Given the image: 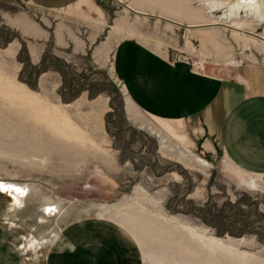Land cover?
Instances as JSON below:
<instances>
[{"label": "rangeland", "instance_id": "374dc122", "mask_svg": "<svg viewBox=\"0 0 264 264\" xmlns=\"http://www.w3.org/2000/svg\"><path fill=\"white\" fill-rule=\"evenodd\" d=\"M94 2L103 13L100 22L94 14L85 23L32 18L50 35L35 58L32 40L0 15V109L15 111L3 118L9 133L0 130V219L21 233L28 254L34 244L46 250L47 240L60 231L74 233L85 223L113 220L133 233L147 264H173L176 253L160 239L184 235L182 226L207 229V235L224 241L246 239L249 245L234 250L264 264V193L249 190L248 179L225 161L215 143V151L206 150V138H197L187 120L161 123L135 112L113 69L117 44L134 38L173 62L210 74L264 73V0H148L134 7L129 0ZM61 24L79 38L80 52L73 45L55 47ZM24 96L35 104H24ZM49 110L63 112L72 130L59 138L62 144L76 143L75 137L87 132L85 123L96 130L85 147H75L86 148V154L73 167L13 152L18 137L29 138V131L47 126ZM183 154L205 160L210 168L188 165ZM42 210L50 218L42 217ZM127 216L139 224L130 222L131 228ZM158 252L169 257L152 262L148 256Z\"/></svg>", "mask_w": 264, "mask_h": 264}, {"label": "crops", "instance_id": "0c3cea01", "mask_svg": "<svg viewBox=\"0 0 264 264\" xmlns=\"http://www.w3.org/2000/svg\"><path fill=\"white\" fill-rule=\"evenodd\" d=\"M93 14L99 22L103 18L94 0H0V15L7 25L32 40L33 58L50 35L32 18L85 23ZM54 34L55 47L73 45L81 51L79 38L63 24ZM113 69L135 112L161 123L187 120L197 138H206V150L215 151V143L243 177L259 180L257 189L249 190L264 193V73L252 70L234 78L210 74L173 62L168 54L134 38L117 44ZM42 217L50 218L43 210ZM11 226L0 219V264H147L133 233L113 220L85 223L74 233L60 231L47 240L44 251L33 243L32 254L25 253L21 233ZM73 234L81 238L73 239Z\"/></svg>", "mask_w": 264, "mask_h": 264}, {"label": "bare ground", "instance_id": "6f19581e", "mask_svg": "<svg viewBox=\"0 0 264 264\" xmlns=\"http://www.w3.org/2000/svg\"><path fill=\"white\" fill-rule=\"evenodd\" d=\"M147 1L148 0H129V5L132 7L143 6L145 4L144 2ZM152 1H156V0H152ZM14 92L17 93L18 91L14 90ZM22 102L24 104H31L32 102L34 103L35 101L31 98L26 99L25 97L24 100H22ZM95 110H98V106H95ZM30 113H33V110ZM14 114L15 111L12 112L10 110H5L4 108L1 107L0 130L2 132L9 133L8 131L9 126L3 125L4 123L3 118L8 115L14 117L13 116ZM62 116H65L63 112H59L57 114L55 111L49 110L47 116L48 124L47 126H43L44 128L41 127L42 129L45 130L44 132L45 134H43L44 136L41 135V132H39L41 131V128L37 132H31L35 130L29 131V135H28L29 138H25V137L17 138V140H19V143H17V145H19V147L16 150L14 149L13 152L16 155H19L20 157L27 156L28 158H36V159L42 158V162L45 160H53L54 162L59 163L61 166H64V168H65L64 165L65 163H67L69 167H73L74 164L75 165L77 164V161L81 159H85L86 153L82 151L85 150L86 148L85 149L82 148L81 149L82 151H80L75 149V147H85L86 139L93 138L94 135H97L96 130L93 129L92 124L86 125L85 123V126H87V132L86 133L83 132V135L75 137L76 143L71 142V143L62 144L60 140L63 139V135L65 138H67L68 135H70V133L72 132V130L67 127L66 120L64 118H61ZM32 127L30 126V128ZM149 130L151 134H154L156 137L160 136V134H158V132L155 129L151 128ZM47 132L48 133L50 132L49 134H51V136ZM39 135L41 136V138L38 137ZM161 140H162V144H164V148L171 151L172 148L171 147L169 148L168 145H166V141L163 138ZM56 144L61 146L60 149L58 148L59 150L55 149V147L57 146ZM182 156L185 157L186 163L188 165H199L203 168H210V165L205 160L199 157L196 156L193 157L190 155L187 156L185 154H183ZM247 182L251 189H256L259 180L257 178H250V179L248 178ZM18 189L19 191L21 190V188ZM45 212L48 214L50 211L47 210V208H45ZM127 222L128 223L131 222L133 226H135V224H139L137 218H132L129 216H127ZM181 232H184V235L180 234V232L179 233L175 232L176 237L174 238H172L170 235L166 236L164 234L160 239V244L165 246V244L170 243L168 244L170 246L169 248L176 253L173 255V257H170L173 261V264H211V262L215 263L217 261L218 262L223 261L226 264H261L259 259H257L255 256L249 255L246 252H240V251L238 252L234 250L235 246L249 245V242L246 239L231 240L230 238H226L227 241H224L223 239H218V238H214L213 236L207 235L206 234V232H208L207 229H204L203 232L201 231L199 232L195 228L185 227V226H182ZM167 256L168 255L166 253L158 252V253H153L152 256L149 255L148 257L152 262H154L155 260H153V258H159L163 261L167 259ZM157 263L162 264L160 262Z\"/></svg>", "mask_w": 264, "mask_h": 264}, {"label": "snow or ice", "instance_id": "6c2138e0", "mask_svg": "<svg viewBox=\"0 0 264 264\" xmlns=\"http://www.w3.org/2000/svg\"><path fill=\"white\" fill-rule=\"evenodd\" d=\"M3 189V186L2 185H0V190H2Z\"/></svg>", "mask_w": 264, "mask_h": 264}]
</instances>
